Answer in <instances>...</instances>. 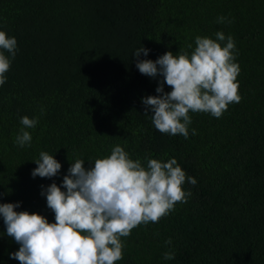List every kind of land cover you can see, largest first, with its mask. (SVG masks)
Here are the masks:
<instances>
[{"label":"trees","instance_id":"obj_1","mask_svg":"<svg viewBox=\"0 0 264 264\" xmlns=\"http://www.w3.org/2000/svg\"><path fill=\"white\" fill-rule=\"evenodd\" d=\"M0 30L17 40L0 86V203L53 223L41 192L76 159L88 168L120 145L144 166L174 158L197 183H184L186 203L122 237L116 264H264V0H0ZM217 31L235 42L240 102L220 118L190 112L187 139L160 133L142 98L161 95L162 77L141 74L134 51L155 61ZM23 116L38 123L21 148ZM42 151L61 163L57 176H32ZM19 247L0 216V264H19Z\"/></svg>","mask_w":264,"mask_h":264},{"label":"clouds","instance_id":"obj_2","mask_svg":"<svg viewBox=\"0 0 264 264\" xmlns=\"http://www.w3.org/2000/svg\"><path fill=\"white\" fill-rule=\"evenodd\" d=\"M226 21L231 23L220 16L216 22ZM215 36V40L196 36L195 47L188 45L191 52L180 49L174 55L168 51L155 61L139 59L141 53L147 56L150 51L143 46L134 51L141 74L162 77L155 90L161 95L142 98L144 114L152 113L149 116L160 133L183 135L187 139L192 122L190 112L220 118L229 104L240 102V68L235 62L234 39L222 31ZM0 49L2 86L17 52L16 38L0 30ZM165 84L171 91H164ZM20 123L24 127L15 143L23 148L30 146L32 140L30 132L24 129L35 128L38 119L23 116ZM192 134H196L195 129ZM144 159L146 166L140 159H131L120 145L114 146L110 155L96 158L88 168L84 160L76 159L62 185L53 182L41 192L54 213L53 223L38 213L16 211L19 203H0L6 234L20 245L18 251L10 253V258L19 264H116L122 260L121 238L128 237L141 224L158 223L177 203H186L191 192L184 190V183H197L194 177L186 176L174 158L167 162L148 156ZM34 162L38 165L32 171L34 178L55 177L62 167L54 155L45 151ZM171 243V238L165 241L166 245ZM163 257L172 260L175 253L166 251Z\"/></svg>","mask_w":264,"mask_h":264}]
</instances>
